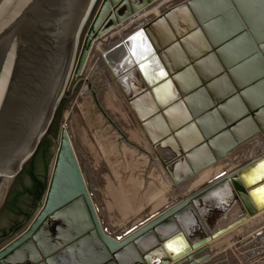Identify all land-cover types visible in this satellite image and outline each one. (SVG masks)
<instances>
[{
    "label": "water",
    "instance_id": "1",
    "mask_svg": "<svg viewBox=\"0 0 264 264\" xmlns=\"http://www.w3.org/2000/svg\"><path fill=\"white\" fill-rule=\"evenodd\" d=\"M0 264H264V0H0Z\"/></svg>",
    "mask_w": 264,
    "mask_h": 264
},
{
    "label": "snow or ice",
    "instance_id": "2",
    "mask_svg": "<svg viewBox=\"0 0 264 264\" xmlns=\"http://www.w3.org/2000/svg\"><path fill=\"white\" fill-rule=\"evenodd\" d=\"M133 39H138V37H134ZM133 54L135 55V54H136V52L134 51V52H133ZM169 247H171V246H169Z\"/></svg>",
    "mask_w": 264,
    "mask_h": 264
}]
</instances>
